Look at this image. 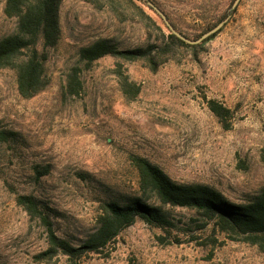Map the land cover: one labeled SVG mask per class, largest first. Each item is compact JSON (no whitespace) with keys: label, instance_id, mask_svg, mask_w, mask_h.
Wrapping results in <instances>:
<instances>
[{"label":"rangeland","instance_id":"1","mask_svg":"<svg viewBox=\"0 0 264 264\" xmlns=\"http://www.w3.org/2000/svg\"><path fill=\"white\" fill-rule=\"evenodd\" d=\"M6 1L0 0V39L17 32L16 20L4 12ZM153 2L177 31L195 39L235 0ZM231 12L215 38L178 49L176 60L156 72L142 62L126 63L125 74L140 89L129 99L116 59L87 64L79 59L80 47L109 38L130 49L161 36L146 31L147 20L127 0L118 11L104 0H63V38L45 48L46 89L25 99L15 72L0 69V264H67L64 256L36 262L47 248L45 228L19 196L37 197L57 234L78 245L93 231L101 202L137 194L133 156L177 182L209 185L236 202L264 187V0H240ZM74 67L77 92L68 87ZM209 101L229 109L225 123ZM170 215V235L140 220L85 263L264 264L257 247L210 228L200 232L189 210L170 209Z\"/></svg>","mask_w":264,"mask_h":264},{"label":"trees","instance_id":"2","mask_svg":"<svg viewBox=\"0 0 264 264\" xmlns=\"http://www.w3.org/2000/svg\"><path fill=\"white\" fill-rule=\"evenodd\" d=\"M104 1L115 11L123 8L125 4V0ZM127 1L135 13L148 21L143 20L146 31L150 34L151 30H156L161 38L130 49L120 48L109 38L97 39L80 47L78 56L80 61L87 64H93L108 56L116 59L115 72L119 85L129 99L135 98L140 89L125 74L126 63L142 62L156 72L163 64L176 60L178 49H197L221 31L198 44H190L176 36L145 1ZM62 2L63 0L6 1L4 12L7 17L16 20L17 32L0 39V69L7 68L15 72L19 94L25 99L33 98L49 84L45 69V48L57 46L63 38L60 18ZM139 3L152 10L161 19L163 26L148 15ZM232 7L231 11L234 10ZM231 11L204 28L195 39L180 33L190 40H198L230 18ZM163 27L168 30V34L164 33ZM79 86V68L74 67L68 75V87L77 92ZM208 104L210 110L225 123L229 109L215 101H209ZM131 161L138 175L137 194L128 199L101 202L93 231L78 245L57 234L54 222L43 211L37 197L19 196L18 203L45 228L47 248L36 256V262L64 256L67 264H86V258L103 253L126 229L140 220L170 235L175 227L170 209L175 208L189 210L196 216L197 219L192 221L201 222L198 226L200 232L210 228L214 234L221 233L233 242L255 246L264 254V187L251 199L236 202L209 185L177 182L146 158L133 156ZM192 240H196V237L192 236L190 241Z\"/></svg>","mask_w":264,"mask_h":264},{"label":"water","instance_id":"3","mask_svg":"<svg viewBox=\"0 0 264 264\" xmlns=\"http://www.w3.org/2000/svg\"><path fill=\"white\" fill-rule=\"evenodd\" d=\"M145 1L150 7H152L159 15L160 17L163 19L164 23L169 27V29L176 35L178 36L180 39L186 41L187 43L190 44H198L200 42H202L204 39L208 38L209 36H211L212 34L220 31L224 25L226 24V22L228 21L229 18H227L226 20H224L223 22L219 23L214 29L210 30L209 32L205 33L200 39L198 40H190L187 37H185L184 35H182L180 32H178L175 27L170 23L168 17L166 16V14L152 1L150 0H143ZM240 0H236L232 9H235L238 5Z\"/></svg>","mask_w":264,"mask_h":264}]
</instances>
